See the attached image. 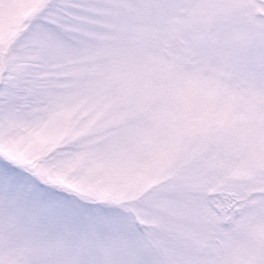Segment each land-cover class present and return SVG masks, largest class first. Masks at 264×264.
Segmentation results:
<instances>
[{
	"label": "snow or ice",
	"instance_id": "snow-or-ice-1",
	"mask_svg": "<svg viewBox=\"0 0 264 264\" xmlns=\"http://www.w3.org/2000/svg\"><path fill=\"white\" fill-rule=\"evenodd\" d=\"M0 264H264V0H0Z\"/></svg>",
	"mask_w": 264,
	"mask_h": 264
}]
</instances>
